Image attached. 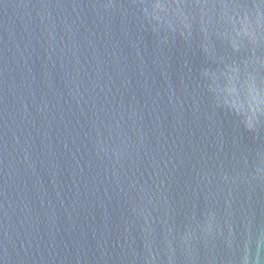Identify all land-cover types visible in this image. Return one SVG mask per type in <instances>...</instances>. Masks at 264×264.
Masks as SVG:
<instances>
[{"label":"water","instance_id":"water-1","mask_svg":"<svg viewBox=\"0 0 264 264\" xmlns=\"http://www.w3.org/2000/svg\"><path fill=\"white\" fill-rule=\"evenodd\" d=\"M0 264H264V0H0Z\"/></svg>","mask_w":264,"mask_h":264},{"label":"snow or ice","instance_id":"snow-or-ice-1","mask_svg":"<svg viewBox=\"0 0 264 264\" xmlns=\"http://www.w3.org/2000/svg\"><path fill=\"white\" fill-rule=\"evenodd\" d=\"M160 2V0H157V3H159ZM224 2H229V0H224Z\"/></svg>","mask_w":264,"mask_h":264}]
</instances>
